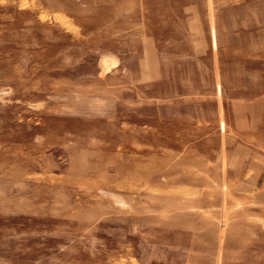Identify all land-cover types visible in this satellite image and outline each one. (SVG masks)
Wrapping results in <instances>:
<instances>
[{
  "label": "rangeland",
  "instance_id": "374dc122",
  "mask_svg": "<svg viewBox=\"0 0 264 264\" xmlns=\"http://www.w3.org/2000/svg\"><path fill=\"white\" fill-rule=\"evenodd\" d=\"M0 264H264V0H0Z\"/></svg>",
  "mask_w": 264,
  "mask_h": 264
}]
</instances>
